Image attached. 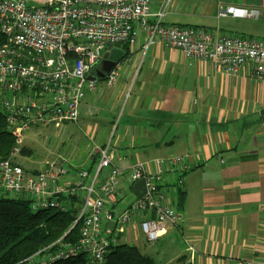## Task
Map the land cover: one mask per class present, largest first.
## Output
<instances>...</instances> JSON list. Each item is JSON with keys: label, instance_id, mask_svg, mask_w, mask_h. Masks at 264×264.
I'll use <instances>...</instances> for the list:
<instances>
[{"label": "crops", "instance_id": "0c3cea01", "mask_svg": "<svg viewBox=\"0 0 264 264\" xmlns=\"http://www.w3.org/2000/svg\"><path fill=\"white\" fill-rule=\"evenodd\" d=\"M227 8L259 16H222ZM260 19L264 0H174L165 23L203 27L215 37H251L262 34ZM145 40L142 34L131 55L141 52ZM145 56L142 78H121V94L130 96L109 145L114 164L130 168L149 162L156 170V159L181 156L189 169L178 165L168 170L160 185L179 215L178 224L150 243L139 228L149 214H136L122 243L136 245L157 264H264V78L255 76L253 64L230 76L161 42ZM106 80L96 81V91L81 108L103 102L110 86L98 88V83ZM114 121L116 114L106 122L110 132ZM107 146L96 145L97 159L90 154L89 168L76 165L75 158H61L73 169L61 184H73L81 170L95 171L98 151ZM121 183L120 194L106 204L115 214L131 205L123 206L128 192L136 195L127 176Z\"/></svg>", "mask_w": 264, "mask_h": 264}, {"label": "built area", "instance_id": "2783aa9c", "mask_svg": "<svg viewBox=\"0 0 264 264\" xmlns=\"http://www.w3.org/2000/svg\"><path fill=\"white\" fill-rule=\"evenodd\" d=\"M173 1L0 0V32L6 38L0 47V111L15 138L12 156L20 153L33 129L77 122L86 96L97 89L90 77L102 68L105 53L116 44L134 48L142 34L146 36L145 52L161 42L180 50L189 60L211 62L230 76L240 75L245 65L253 64L255 76L264 78V39L230 34L215 37L203 27L166 24ZM228 14L259 16L256 11L235 8L221 13ZM118 70L119 64L106 77L108 86L116 84ZM98 154L95 171L77 172L71 185L61 184L73 170L64 159L46 162L39 172L10 160L0 163V196L31 200L34 212L66 210L55 196L86 192L76 220V224L82 222L79 242L62 243V238L31 257L29 264H55L82 254L89 264H105L111 249L128 236L136 214H149L139 228L150 243L178 224L179 215L166 202L160 185L168 170L178 165L189 169L184 157L156 159V170H151L149 162L130 168L116 166L109 145ZM125 176L131 186L144 179L146 193L115 214L106 204L120 194Z\"/></svg>", "mask_w": 264, "mask_h": 264}, {"label": "trees", "instance_id": "16d2710c", "mask_svg": "<svg viewBox=\"0 0 264 264\" xmlns=\"http://www.w3.org/2000/svg\"><path fill=\"white\" fill-rule=\"evenodd\" d=\"M5 41L6 38L0 32V47ZM124 50L128 56L131 55L129 45L124 46ZM8 126L4 113L0 111V163L10 160L11 163L18 165L16 158L12 156L16 148L15 138ZM20 154L30 155L31 151L23 146ZM89 171L92 173L94 170ZM54 199L66 205L67 209L34 212L31 200L0 196V264H29L31 257L62 238V243L79 242L82 222L76 224V220L81 205L76 203L81 198L74 194H66L57 195ZM181 261L183 258L178 260ZM55 264H89V262L87 256L82 254ZM105 264L157 263L153 257L143 254L136 245L121 243L111 249Z\"/></svg>", "mask_w": 264, "mask_h": 264}, {"label": "rangeland", "instance_id": "374dc122", "mask_svg": "<svg viewBox=\"0 0 264 264\" xmlns=\"http://www.w3.org/2000/svg\"><path fill=\"white\" fill-rule=\"evenodd\" d=\"M260 21L263 25L262 34L251 36L255 39H264V21L263 19ZM246 36L250 35L246 34ZM145 55L146 52L143 48L139 54L130 55L120 62L117 77L119 79L116 84L108 87L109 89L105 92L106 97L101 104L96 107L89 104L91 108H89L88 103L83 105L81 117L77 122L66 123L61 128L54 126L39 127L28 133L25 137L24 146L31 151V154L22 155L19 153L16 156V163L28 171L39 172L45 167L46 162L65 157L71 160L75 158L76 165L89 168L91 165L89 162L90 154L95 157L97 144H112L116 128L123 112L129 105L130 95H128V91L121 94L120 87H123L121 78H142L145 72V68H143ZM106 83L107 81H101L98 83V88L102 85L105 86ZM115 114L117 122L114 121V130L110 132L107 130L106 122L112 120ZM85 194L86 192L80 194L81 199L84 198ZM81 199L76 205L82 204ZM135 199L136 195L128 192L123 206H128Z\"/></svg>", "mask_w": 264, "mask_h": 264}, {"label": "water", "instance_id": "95a60500", "mask_svg": "<svg viewBox=\"0 0 264 264\" xmlns=\"http://www.w3.org/2000/svg\"><path fill=\"white\" fill-rule=\"evenodd\" d=\"M121 44H116L113 48H109V50L104 55V61L102 64V68L97 71V74L90 77L91 80L97 81L99 79H106L108 74L112 72V70L122 62L124 59L128 57V53L123 49ZM146 183L144 179L136 182L133 187V191L139 198H142L146 193Z\"/></svg>", "mask_w": 264, "mask_h": 264}, {"label": "flooded vegetation", "instance_id": "af4514ba", "mask_svg": "<svg viewBox=\"0 0 264 264\" xmlns=\"http://www.w3.org/2000/svg\"><path fill=\"white\" fill-rule=\"evenodd\" d=\"M95 75L97 74V73H94Z\"/></svg>", "mask_w": 264, "mask_h": 264}]
</instances>
